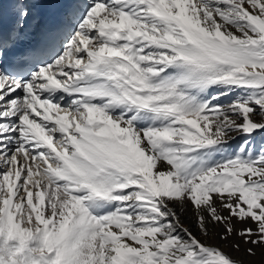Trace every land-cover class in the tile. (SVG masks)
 Segmentation results:
<instances>
[{
	"label": "snow or ice",
	"instance_id": "6c2138e0",
	"mask_svg": "<svg viewBox=\"0 0 264 264\" xmlns=\"http://www.w3.org/2000/svg\"><path fill=\"white\" fill-rule=\"evenodd\" d=\"M14 3L0 264H264V0Z\"/></svg>",
	"mask_w": 264,
	"mask_h": 264
},
{
	"label": "rangeland",
	"instance_id": "374dc122",
	"mask_svg": "<svg viewBox=\"0 0 264 264\" xmlns=\"http://www.w3.org/2000/svg\"><path fill=\"white\" fill-rule=\"evenodd\" d=\"M262 136L261 137H257L256 138V143L258 144V143H260L259 141H262V140H264V134H261ZM258 138L260 139V140H258ZM243 142V140H244V138H243V136H241V138H240V136H237L236 138H235V140L232 142V149H235L236 148V146L237 145H239V144H241V142ZM185 224L187 225V226H189V223H187V222H185ZM218 241V238H213V242H217ZM234 241H228V242H225L226 243V250L227 251H229V252H233V249H232V247L230 246V245H232V243H233ZM230 244V245H229ZM233 254L234 255H238V256H243V252H240V253H236V252H233Z\"/></svg>",
	"mask_w": 264,
	"mask_h": 264
},
{
	"label": "bare ground",
	"instance_id": "6f19581e",
	"mask_svg": "<svg viewBox=\"0 0 264 264\" xmlns=\"http://www.w3.org/2000/svg\"><path fill=\"white\" fill-rule=\"evenodd\" d=\"M262 136V135H261ZM260 136V137H261ZM240 138H241V136H240ZM244 138V137H243ZM261 139V138H260ZM259 138H258V140H260ZM240 141V140H239ZM241 142V141H240ZM259 142H261V141H259ZM242 143V142H241ZM189 215H191V213H189ZM185 222H187V223H189V226H192L193 225V221L192 220H185ZM193 230L195 231L196 229L193 227ZM214 238H216V237H214ZM217 242H219V241H217ZM230 245V244H229ZM231 246V245H230Z\"/></svg>",
	"mask_w": 264,
	"mask_h": 264
}]
</instances>
